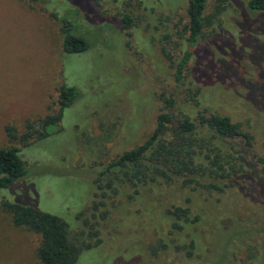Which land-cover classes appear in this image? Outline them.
<instances>
[{
  "label": "rangeland",
  "instance_id": "374dc122",
  "mask_svg": "<svg viewBox=\"0 0 264 264\" xmlns=\"http://www.w3.org/2000/svg\"><path fill=\"white\" fill-rule=\"evenodd\" d=\"M246 1L206 0L203 14L209 23L191 48L183 85L174 87L168 57L178 59L185 48L176 37L186 21L185 0H99L96 5L91 0H0V148L19 149L27 171L0 190V200L57 215L68 223L72 240L93 244L74 264H248V257L264 264V220L252 213L250 202H244V211L219 218L191 207L189 219L177 221L181 227L175 229L165 209L174 188H189L183 190L179 182L165 188L131 186L119 174L108 188L105 177L94 180L110 160L150 134L170 92L182 105L174 112L195 118L201 106H194L187 92L203 88V63L211 69H203L210 94L201 92L202 100L252 135L245 160L264 159V111L243 87L264 81V64L255 61L264 58V33L256 34L261 42L240 35L241 47L221 42L236 39L240 28L247 30L246 23H236ZM61 18L88 43L85 50L62 51ZM60 85L76 90L60 120L45 128V137L20 139L31 130L28 125L35 129L37 119L57 113ZM227 195L241 197L226 188L214 198ZM196 213L198 219L191 221ZM39 242V235L15 226L0 205V264H40Z\"/></svg>",
  "mask_w": 264,
  "mask_h": 264
},
{
  "label": "trees",
  "instance_id": "16d2710c",
  "mask_svg": "<svg viewBox=\"0 0 264 264\" xmlns=\"http://www.w3.org/2000/svg\"><path fill=\"white\" fill-rule=\"evenodd\" d=\"M91 1L96 5L99 0ZM205 3L206 0H185L186 21L176 36L185 48L181 49L178 59L168 57L173 68L174 87L183 85L184 71L192 54L191 48L198 45L203 35V28L209 23L208 17L203 14ZM242 10V19L236 23L237 26L246 23L247 30L240 28L241 33H238L236 39H225L221 41L222 45L241 47L243 37L240 35L253 36L255 41L261 42L256 34L264 33V0H247ZM219 11L220 8L217 7L215 13ZM123 20L127 25L129 18L124 15ZM59 23L61 49L64 53H76L88 47V43L81 35L69 30L71 26L65 18L59 19ZM240 52L242 51L237 49V54ZM250 57L253 58L252 53ZM255 61L264 64V58ZM203 64L199 70L203 88L199 87L194 91L188 89L187 92L194 106H201L195 118H190L182 111L174 112L182 105H179L176 96L170 92L163 98V110L156 114L150 134L137 146L123 151L110 160L94 180L105 177L106 182L103 186L108 188L114 185L117 181L116 174H119V180L129 182L131 186L141 183L153 188L158 186L165 188L167 185L172 186L176 185L175 182H179L183 190L185 187L189 188L186 191L174 188L172 192L176 195L170 197L173 202L165 209L173 218L171 225L175 229L181 227L177 221L189 219L188 212L192 210L191 207L193 210L211 211L212 216L219 218L226 216L230 211L243 210L244 202H250V206L254 207L252 213L255 215L259 213V220H264V159L256 156L254 161L245 160V149H250L252 135L243 131L228 115L214 110L213 105L208 103L206 98L202 100L201 92L210 94L204 86L209 79L203 74L211 69H207L209 65L205 66L206 63ZM204 68L207 70L204 71ZM263 84L264 81L259 83L249 81L243 87L252 104L264 111ZM75 96L76 90L73 87L60 85L57 113L37 119L34 122L35 129L32 127L33 124L28 125L31 130L23 134L20 139L24 140L33 134L35 140L47 136L45 128L60 120L63 108L69 106ZM28 144V141L24 143L25 146ZM18 152L19 149L16 147L0 148V190L8 188L27 174L24 161ZM254 165L259 166L258 174ZM101 187L102 185H97V188ZM226 188H232L233 192L241 197L234 195L231 198L227 195L223 199L219 196L214 198V195L225 193ZM183 196L185 198L182 200ZM0 205L9 213L11 222L15 226L25 227L39 235L40 242L36 248V257L40 264H74L80 252L94 246L90 243L77 244L72 240L68 234V223L57 215L41 211L30 204L15 203L5 199L0 200ZM197 219L196 213L191 221ZM235 232L229 233L231 234L229 238ZM241 237L234 236L235 239ZM191 243L192 241L189 242V246L192 245ZM228 247L229 242L223 253ZM246 259L250 262L248 264L255 263L254 258ZM218 264H221L220 261Z\"/></svg>",
  "mask_w": 264,
  "mask_h": 264
}]
</instances>
